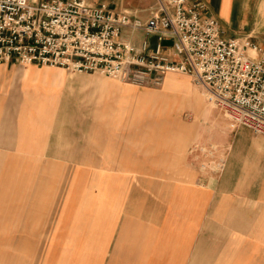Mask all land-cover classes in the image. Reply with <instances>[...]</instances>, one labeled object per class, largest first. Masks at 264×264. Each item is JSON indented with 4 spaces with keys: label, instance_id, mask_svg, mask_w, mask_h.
<instances>
[{
    "label": "crops",
    "instance_id": "1",
    "mask_svg": "<svg viewBox=\"0 0 264 264\" xmlns=\"http://www.w3.org/2000/svg\"><path fill=\"white\" fill-rule=\"evenodd\" d=\"M87 1L143 21L157 3ZM190 1L204 3L222 37L250 35L264 48V0ZM121 38L157 44L139 31L124 29ZM100 86L109 97L121 84L60 66L0 63V214L28 215L0 216V264H264V142L249 152L238 148L247 142L226 144L211 174L192 159L163 163L158 137L153 174L115 170L109 131L99 130ZM113 109L106 104L107 118Z\"/></svg>",
    "mask_w": 264,
    "mask_h": 264
},
{
    "label": "built area",
    "instance_id": "2",
    "mask_svg": "<svg viewBox=\"0 0 264 264\" xmlns=\"http://www.w3.org/2000/svg\"><path fill=\"white\" fill-rule=\"evenodd\" d=\"M204 8L157 0L143 21L87 0H0V63L60 66L149 87L168 73L187 74L232 121L264 136V48L250 35L222 37ZM124 29L155 35V48L122 39Z\"/></svg>",
    "mask_w": 264,
    "mask_h": 264
},
{
    "label": "rangeland",
    "instance_id": "3",
    "mask_svg": "<svg viewBox=\"0 0 264 264\" xmlns=\"http://www.w3.org/2000/svg\"><path fill=\"white\" fill-rule=\"evenodd\" d=\"M94 75L121 84V87H115L113 96L109 97L103 90L105 87H99V103L103 106L100 108L99 130L109 131V146L118 165L114 166L115 170L126 168L135 174H153L155 162L161 157L160 151L156 149L159 148L158 137L162 142L163 163H169L174 157L192 159L202 172L211 174L219 172L226 144L232 141L247 142V146L238 148L249 152L251 142H264V136L256 135L246 127L237 126L233 129L225 113L207 100L204 89L196 85L190 75L189 82L187 74H172L174 85L167 90L164 86L168 75L158 87L138 86L103 74ZM195 87L202 96L194 92ZM152 92H158L159 96L151 99L147 105L135 99L138 96H150ZM162 103L166 104L167 109L160 108ZM106 104L114 105L110 118L106 117ZM236 132L239 134L235 135ZM102 136L105 139L101 145L106 147L107 135L100 133V138ZM99 156L106 158V150L100 149ZM123 163L128 165L122 166ZM2 211L0 216L3 222L26 221L28 217L25 213H16L27 209Z\"/></svg>",
    "mask_w": 264,
    "mask_h": 264
},
{
    "label": "bare ground",
    "instance_id": "4",
    "mask_svg": "<svg viewBox=\"0 0 264 264\" xmlns=\"http://www.w3.org/2000/svg\"><path fill=\"white\" fill-rule=\"evenodd\" d=\"M171 77H172V74H168V76L166 77V82H165V86H164L165 90L171 89V87H173V85H174L173 82H172V78ZM193 90H194V92H197V93H199L202 96V93L199 91L198 88L195 87ZM157 96H159L158 92H152V93H150V96H138L135 99L138 100L139 102L141 101L143 104L147 105L151 101V99L153 100ZM160 108L161 109H167L166 108V104L162 103ZM218 118L220 119L219 121L221 122V125H223L224 122H222V118L220 117V115H219Z\"/></svg>",
    "mask_w": 264,
    "mask_h": 264
}]
</instances>
